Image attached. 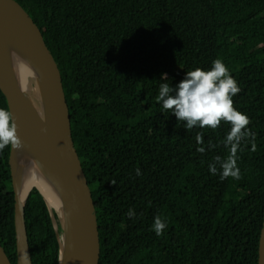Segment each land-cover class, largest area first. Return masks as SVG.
Returning a JSON list of instances; mask_svg holds the SVG:
<instances>
[{"label":"trees","instance_id":"trees-1","mask_svg":"<svg viewBox=\"0 0 264 264\" xmlns=\"http://www.w3.org/2000/svg\"><path fill=\"white\" fill-rule=\"evenodd\" d=\"M16 1L62 75L72 137L96 205L99 264H258L264 0ZM217 58L238 83L234 107L250 118L255 135V151L251 137L240 142V179H222L216 160L230 154L224 143L230 123L188 130L156 99L162 83L175 88L188 71L209 70ZM0 108L8 109L1 90ZM9 151H0V242L16 264ZM157 216L166 224L160 235ZM25 221L33 264H58L52 219L36 188Z\"/></svg>","mask_w":264,"mask_h":264},{"label":"water","instance_id":"water-1","mask_svg":"<svg viewBox=\"0 0 264 264\" xmlns=\"http://www.w3.org/2000/svg\"><path fill=\"white\" fill-rule=\"evenodd\" d=\"M17 65L27 76L18 72ZM26 82L31 83L34 96ZM0 90L23 141L21 149L10 146L8 159L14 191L16 264H33L25 206L34 188L43 196L52 219L59 244L58 264H99L96 205L72 137L62 75L41 30L16 0H0ZM33 176L56 188L59 211L51 208L37 184L25 191ZM0 264H13L1 242ZM258 264H264V223Z\"/></svg>","mask_w":264,"mask_h":264},{"label":"clouds","instance_id":"clouds-1","mask_svg":"<svg viewBox=\"0 0 264 264\" xmlns=\"http://www.w3.org/2000/svg\"><path fill=\"white\" fill-rule=\"evenodd\" d=\"M239 92L238 83L230 74L228 67L217 58L209 70L196 68L188 71L175 88L170 87L168 83H162L156 97L164 110H171L179 121H186L185 127L188 130L197 125L201 128L216 129L222 121L231 124V130L224 141L230 146V154L224 160L216 158L222 169V179L227 177L240 179L237 152L243 139L251 137L252 151L256 150L255 135L247 128L250 118L234 107L233 97ZM195 139L197 143L202 144L203 134L198 133ZM6 146L21 149L23 141L18 135V125L13 113L6 108H0V151ZM198 151L203 153L205 149L200 147ZM210 171L216 173L215 164L210 165ZM139 174L140 170L137 169V175ZM127 215L134 217L135 212L129 210ZM165 227V222L157 216L153 225L156 234H162Z\"/></svg>","mask_w":264,"mask_h":264},{"label":"bare ground","instance_id":"bare-ground-1","mask_svg":"<svg viewBox=\"0 0 264 264\" xmlns=\"http://www.w3.org/2000/svg\"><path fill=\"white\" fill-rule=\"evenodd\" d=\"M16 67H17L18 72L20 70L24 76H27L28 72L23 67H19V65H17ZM26 81H28V78H26ZM26 84H27L29 91H33L31 83L26 82ZM32 94L34 96L35 92L33 91ZM37 109L41 111L40 108L37 107ZM32 184H37L42 189L51 208H54L56 211L60 210V203H59L57 190L49 181L45 180L44 178L40 176H33L27 182L25 191Z\"/></svg>","mask_w":264,"mask_h":264},{"label":"rangeland","instance_id":"rangeland-1","mask_svg":"<svg viewBox=\"0 0 264 264\" xmlns=\"http://www.w3.org/2000/svg\"><path fill=\"white\" fill-rule=\"evenodd\" d=\"M54 209V208H53ZM55 210V209H54Z\"/></svg>","mask_w":264,"mask_h":264}]
</instances>
